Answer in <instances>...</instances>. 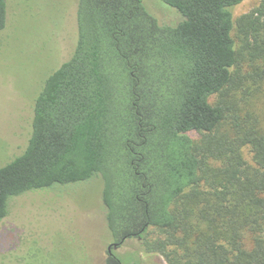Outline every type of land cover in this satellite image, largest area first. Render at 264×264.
<instances>
[{"label": "trees", "instance_id": "16d2710c", "mask_svg": "<svg viewBox=\"0 0 264 264\" xmlns=\"http://www.w3.org/2000/svg\"><path fill=\"white\" fill-rule=\"evenodd\" d=\"M161 1L175 27L141 0H78L75 51L0 168V225L15 198L100 178L119 247L155 231L144 247L168 264H264V0L236 21L246 0ZM6 23L0 0V47Z\"/></svg>", "mask_w": 264, "mask_h": 264}, {"label": "rangeland", "instance_id": "374dc122", "mask_svg": "<svg viewBox=\"0 0 264 264\" xmlns=\"http://www.w3.org/2000/svg\"><path fill=\"white\" fill-rule=\"evenodd\" d=\"M161 26L175 27L180 13L161 0H141ZM7 23L0 47V168L25 151L32 133L33 108L44 82L73 55L78 0H6ZM259 0L233 9L236 21ZM261 113L264 115V96ZM194 138L196 135L192 134ZM100 178L88 183L31 192L15 198L0 225V264H25L31 243L51 248L42 264H106L115 244L106 224ZM128 240L116 254L122 264H168L144 242ZM53 247V248H52ZM54 249V250H53ZM51 255V256H52ZM27 260V264H41Z\"/></svg>", "mask_w": 264, "mask_h": 264}, {"label": "flooded vegetation", "instance_id": "af4514ba", "mask_svg": "<svg viewBox=\"0 0 264 264\" xmlns=\"http://www.w3.org/2000/svg\"><path fill=\"white\" fill-rule=\"evenodd\" d=\"M113 245V244H112ZM112 245H110L109 246V248H108V254L109 255H113V253L115 252V251H117L120 247L118 246V248H117V250H114L113 248H110ZM115 245H117V244H115Z\"/></svg>", "mask_w": 264, "mask_h": 264}, {"label": "water", "instance_id": "95a60500", "mask_svg": "<svg viewBox=\"0 0 264 264\" xmlns=\"http://www.w3.org/2000/svg\"><path fill=\"white\" fill-rule=\"evenodd\" d=\"M110 248H113L114 250H117L118 245L113 244Z\"/></svg>", "mask_w": 264, "mask_h": 264}]
</instances>
